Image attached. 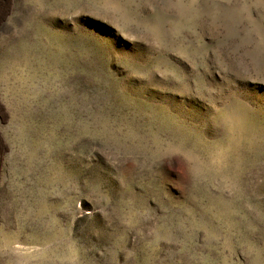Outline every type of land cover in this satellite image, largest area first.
Segmentation results:
<instances>
[{"label": "rangeland", "instance_id": "rangeland-1", "mask_svg": "<svg viewBox=\"0 0 264 264\" xmlns=\"http://www.w3.org/2000/svg\"><path fill=\"white\" fill-rule=\"evenodd\" d=\"M0 264H264V0H0Z\"/></svg>", "mask_w": 264, "mask_h": 264}]
</instances>
